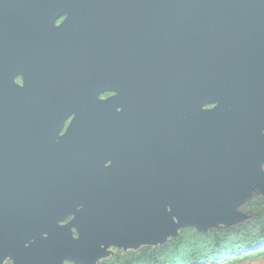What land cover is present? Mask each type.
Here are the masks:
<instances>
[{
	"label": "water",
	"instance_id": "1",
	"mask_svg": "<svg viewBox=\"0 0 264 264\" xmlns=\"http://www.w3.org/2000/svg\"><path fill=\"white\" fill-rule=\"evenodd\" d=\"M49 2L0 0V138L12 121L7 85L25 66L11 61L10 36L19 27L28 34L29 19L30 33L41 34L33 19L57 10ZM140 11L132 57L144 84L174 87L180 105L188 88L191 109L215 110L133 166L93 169L54 205L24 216L0 204V264H96L110 246L135 251L185 228L241 223V207L264 197V0H141Z\"/></svg>",
	"mask_w": 264,
	"mask_h": 264
},
{
	"label": "flooded vegetation",
	"instance_id": "2",
	"mask_svg": "<svg viewBox=\"0 0 264 264\" xmlns=\"http://www.w3.org/2000/svg\"><path fill=\"white\" fill-rule=\"evenodd\" d=\"M51 4L55 12L33 19L41 34L30 33L29 19L28 34L19 27L10 36L11 61L25 66L13 68L7 85L12 121L8 137L0 138V204L24 216L56 204L60 189L95 168L130 167L153 155L159 142L185 137L192 118L206 119L216 108L191 109L188 88L180 105L174 87L166 94L144 84L132 57L142 32L141 0ZM100 49L103 57L96 58Z\"/></svg>",
	"mask_w": 264,
	"mask_h": 264
},
{
	"label": "trees",
	"instance_id": "3",
	"mask_svg": "<svg viewBox=\"0 0 264 264\" xmlns=\"http://www.w3.org/2000/svg\"><path fill=\"white\" fill-rule=\"evenodd\" d=\"M240 211L245 220L233 226H218L204 233L185 228L163 245L117 251L96 264H239L262 260L264 197L254 194Z\"/></svg>",
	"mask_w": 264,
	"mask_h": 264
},
{
	"label": "rangeland",
	"instance_id": "4",
	"mask_svg": "<svg viewBox=\"0 0 264 264\" xmlns=\"http://www.w3.org/2000/svg\"><path fill=\"white\" fill-rule=\"evenodd\" d=\"M105 250H106V253H107V255H106L105 258H107V257H109V256H111V255H113V254L116 253L117 251H122L121 248L116 247V246H110V247H107V248H105ZM128 251H134V250H133V249H129ZM105 258H104V259H105ZM100 260H103V259H100ZM239 264H264V258H263L262 260H258V261H253V262H243V263H239Z\"/></svg>",
	"mask_w": 264,
	"mask_h": 264
}]
</instances>
